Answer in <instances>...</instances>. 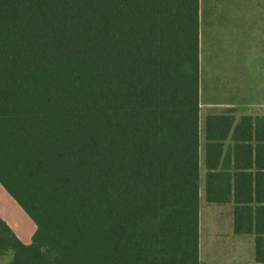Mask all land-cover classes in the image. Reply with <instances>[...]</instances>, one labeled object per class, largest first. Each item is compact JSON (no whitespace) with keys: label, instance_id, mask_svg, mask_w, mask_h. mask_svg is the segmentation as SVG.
<instances>
[{"label":"trees","instance_id":"16d2710c","mask_svg":"<svg viewBox=\"0 0 264 264\" xmlns=\"http://www.w3.org/2000/svg\"><path fill=\"white\" fill-rule=\"evenodd\" d=\"M201 0H0L9 264H200L205 199L264 264V116L200 103Z\"/></svg>","mask_w":264,"mask_h":264},{"label":"rangeland","instance_id":"374dc122","mask_svg":"<svg viewBox=\"0 0 264 264\" xmlns=\"http://www.w3.org/2000/svg\"><path fill=\"white\" fill-rule=\"evenodd\" d=\"M200 103L202 130L228 108L264 115V0H201ZM202 138L200 264H254V239L233 232L232 208L205 199Z\"/></svg>","mask_w":264,"mask_h":264},{"label":"crops","instance_id":"0c3cea01","mask_svg":"<svg viewBox=\"0 0 264 264\" xmlns=\"http://www.w3.org/2000/svg\"><path fill=\"white\" fill-rule=\"evenodd\" d=\"M236 110V109H235ZM240 116H252V115H238ZM221 114V113H219ZM264 116V115H259ZM255 117V116H253ZM205 194V192H204ZM217 206H230L232 214V227L233 232L236 235H248L254 239L252 255L255 263V238L250 234H238L234 230V204H214ZM0 218L11 228L17 238L24 244H29L37 229L35 222L29 217V215L22 209V207L15 201V199L6 191V189L0 183ZM201 250H202V234H201V210H200V262H201ZM12 255L7 253L0 257V264H9Z\"/></svg>","mask_w":264,"mask_h":264}]
</instances>
